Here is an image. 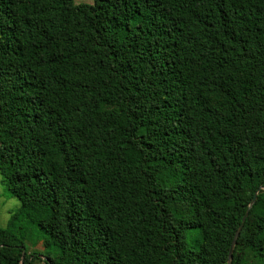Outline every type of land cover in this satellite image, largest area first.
Segmentation results:
<instances>
[{"label":"trees","instance_id":"1","mask_svg":"<svg viewBox=\"0 0 264 264\" xmlns=\"http://www.w3.org/2000/svg\"><path fill=\"white\" fill-rule=\"evenodd\" d=\"M0 171V264H229L257 192L264 264V0H0Z\"/></svg>","mask_w":264,"mask_h":264},{"label":"rangeland","instance_id":"2","mask_svg":"<svg viewBox=\"0 0 264 264\" xmlns=\"http://www.w3.org/2000/svg\"><path fill=\"white\" fill-rule=\"evenodd\" d=\"M75 3H93V0H75ZM21 206V202L15 198L10 196L5 188V181L0 171V227L3 229H7L9 219L12 215V213L17 210ZM35 235L30 236L26 240V250L28 253L34 252L37 250V252L43 253L42 255H45L46 249L43 246L42 241L38 240V234L40 232L39 227L34 228ZM190 243L194 244V241L196 237L194 235L190 236L189 238ZM51 253L56 254L58 250L54 245H51L50 247Z\"/></svg>","mask_w":264,"mask_h":264},{"label":"water","instance_id":"3","mask_svg":"<svg viewBox=\"0 0 264 264\" xmlns=\"http://www.w3.org/2000/svg\"><path fill=\"white\" fill-rule=\"evenodd\" d=\"M260 190H264V188L259 189V191H260ZM257 195H258V192H257V194L254 196V198H253V200H252V202H251V205H250V207H249V210L247 211L246 215H245L244 218L242 219V222H241V224H240V226H239V228H238V230H237V232H236V235H235V238H234V241H233V244H232L231 250H230V254H229V264L232 263V258H233V251H234V248H235L236 243H237V240H238V238H239V236H240V234H241V232H242V230H243V228H244V224H245V222H246V219H247V217L249 216L250 209H251V207L255 204V202H256V200H257ZM23 255H25V251H24Z\"/></svg>","mask_w":264,"mask_h":264}]
</instances>
